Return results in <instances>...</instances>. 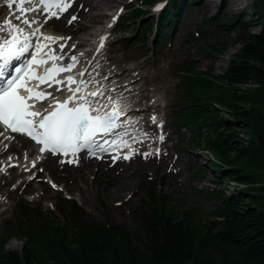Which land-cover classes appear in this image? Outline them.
Returning a JSON list of instances; mask_svg holds the SVG:
<instances>
[{
    "label": "trees",
    "instance_id": "trees-1",
    "mask_svg": "<svg viewBox=\"0 0 264 264\" xmlns=\"http://www.w3.org/2000/svg\"><path fill=\"white\" fill-rule=\"evenodd\" d=\"M154 1L132 4L128 17L139 19ZM194 1L168 0L150 17L141 31H152L153 51ZM250 1L251 18L241 19L239 12L206 19L218 34L213 51L221 53L231 42L229 31L241 46L222 73L183 67L184 100L178 107L181 124L208 129L198 131L196 143L214 159L201 163L199 170L211 171L217 182L226 177L243 186L231 193L224 187L206 190L205 198L215 208L203 219L195 209L181 208L171 196L156 193L152 185L141 215L144 234L113 221L90 220L75 200L61 208L66 222L22 206L18 231L9 230L25 245L9 251L11 235L5 234L0 238V264H264V0ZM253 21L260 30L246 31ZM248 82L256 86L239 89ZM242 128L250 135L243 137Z\"/></svg>",
    "mask_w": 264,
    "mask_h": 264
},
{
    "label": "rangeland",
    "instance_id": "rangeland-1",
    "mask_svg": "<svg viewBox=\"0 0 264 264\" xmlns=\"http://www.w3.org/2000/svg\"><path fill=\"white\" fill-rule=\"evenodd\" d=\"M82 1L77 0L64 19L55 18L49 25L44 24L46 16H42L43 28L56 31L58 37H70L67 40L70 49H73L72 45L78 37L86 36V31L97 32L102 28L100 38L107 37L103 41L104 50L121 67L131 69L130 73L138 78V87L129 84L116 88L114 95L123 94L128 103H135L134 98H142L140 105H156L148 114L150 127L147 129H151L152 136H149V141L138 144V149L144 151H139L130 160L115 162L108 156L105 157L107 159L85 156L78 164L62 163L58 158L45 157L38 153L31 141L17 140L20 149H12L0 159V238L5 234L11 235L6 243L9 251L22 250L25 245V241L13 237L14 233L9 230L13 227V231H18L22 206L43 211L53 220L66 222L61 208H69L70 201L75 200L90 220L100 223L113 221L144 234L141 215L147 208V195L152 185L156 193L171 196L181 208L195 209L199 218L203 219L215 208L213 201L205 198L206 190L224 187L226 192L231 193L243 186L226 177L217 182L211 171L199 170L201 163L214 159L211 151L199 148L196 143L200 140L198 131L206 133L208 129L206 126L197 129L194 124H181L184 117L178 107L184 100L185 83L181 82L183 67L193 66L213 74L222 73L241 46L237 35L229 31L226 34L231 42L221 53L213 51L212 45L217 41L218 34L215 28L209 27L206 19L230 17L239 12H242L241 19L251 18V1L195 0L183 14L178 27H174L162 44L156 47V51H153L152 31L143 34L141 30L151 16L161 12L163 7L160 6L165 1L146 6L147 11L139 19L132 20L128 17L129 7L140 0H121L113 4H104V0H88L102 5L106 13L101 17L102 23L95 25L83 14L78 16L77 24H68L67 21L76 15L75 11L81 10ZM8 3L9 0H0V20L13 18L12 14L17 11V5L12 10ZM98 11L99 8L95 10ZM115 17L116 24L111 26ZM35 18L41 16L36 15ZM14 22L21 25L20 21ZM245 29L257 32L260 24L253 21ZM91 47L92 44L83 45L82 48ZM82 48L73 50L80 52ZM61 92L53 91L52 94ZM153 117L161 119V129L151 121ZM241 131L243 137L250 135L245 128ZM160 136L164 137L163 141H156L155 138ZM3 149L0 145V152ZM153 149L152 155L145 158L143 153ZM97 162L103 164L100 169L96 166ZM14 166L23 171H12L11 167ZM3 173L7 176L2 177ZM7 177L9 181H6Z\"/></svg>",
    "mask_w": 264,
    "mask_h": 264
},
{
    "label": "snow or ice",
    "instance_id": "snow-or-ice-1",
    "mask_svg": "<svg viewBox=\"0 0 264 264\" xmlns=\"http://www.w3.org/2000/svg\"><path fill=\"white\" fill-rule=\"evenodd\" d=\"M73 3L74 0H9L8 7L18 5L17 11L13 13V18L0 20V124L11 132L25 134L42 145L41 152L71 157L67 161H61L69 164L78 163L77 157L81 152L102 158L103 154L129 147L128 141L122 139L116 131L124 124L120 117L127 116L126 111L120 109V100L111 99L116 88H99L88 93L86 89L89 83L83 79L84 72L79 74V78L63 75L71 73L79 62L77 55H69L65 51L68 47L67 40L71 38L44 36L41 32L43 24L35 17L28 18V13H47L44 20L46 24L53 17L60 19ZM76 20L77 17L73 15L69 24ZM14 21H20L29 27L33 24L39 26L29 35H24V29ZM32 37H36V40L33 41ZM41 37L44 43L40 42ZM106 39V36L102 38L101 49ZM61 40L65 42L60 43ZM52 44L57 45V48H53ZM72 48H75V44ZM66 59L69 61L66 65L60 63ZM33 80L38 82L35 87L30 86ZM98 83L92 81L93 86ZM40 85L48 88L55 85L57 92L67 88L72 95L60 102L51 92L38 90ZM24 92L27 95L22 94ZM102 99H107L114 106L111 111L100 115V108L105 106L100 104ZM45 101L48 103L45 104ZM52 101H55L54 105ZM37 104L41 105V110H36ZM50 107L51 111L48 110ZM110 136L116 138L107 139ZM163 139V136L159 137L160 141ZM133 155L135 152L123 157L114 155L112 158L130 160ZM143 155L148 158L152 153ZM35 166L33 163V167ZM52 187L55 188L56 185L53 184Z\"/></svg>",
    "mask_w": 264,
    "mask_h": 264
},
{
    "label": "bare ground",
    "instance_id": "bare-ground-1",
    "mask_svg": "<svg viewBox=\"0 0 264 264\" xmlns=\"http://www.w3.org/2000/svg\"><path fill=\"white\" fill-rule=\"evenodd\" d=\"M104 4H113V3H119L121 2V0H104ZM16 5L12 6V10L15 9ZM101 4L99 3H91L88 0H83L82 1V5L80 6L81 10L78 13V16H81L83 14H85V16L90 19L95 25L97 24H101L102 20L101 17L106 15V13L103 11V9L101 8ZM99 8L98 12H95V10H97ZM38 12H33L32 16L30 15V13L28 14V18L32 19L34 17V15H39L37 14ZM68 14V11L65 12L60 18L64 19V17ZM13 15V14H12ZM77 17V20L74 21L72 24L75 25L77 24V22L79 21V17ZM55 19V17H53L51 20L49 21L48 24H50L51 22H53ZM39 21V20H38ZM40 24L42 23V21H39ZM69 24V20L67 21ZM24 24L21 23V27ZM39 26V24H36L35 26L32 25L30 27V29H28L27 31H34L37 27ZM93 26V25H91ZM26 27H29L28 25H26ZM52 31H47L46 33L44 32L43 35L44 36H55L54 34L51 33ZM103 32V29L101 28L100 30L93 31V30H88L86 31V36H81L78 37V39L75 41V47L78 46H83V45H91L93 44L94 46L92 48H84L82 49L79 53H78V57H79V65L76 68L77 71L79 72H84L85 75L89 74L87 80L88 83L90 85H92V81H97L99 82L96 86V88H104V89H111L113 87L115 88H120L123 86H127L129 84H136L135 86L138 87V78L136 75L131 74L129 68H123L119 65L118 62L113 60V57L111 55L108 54L107 51L100 48V43L98 42V39L100 38L101 34ZM95 40L96 42L91 43V40ZM40 41H44L43 38L41 37ZM63 42V40H61ZM45 42V41H44ZM98 43V44H97ZM81 62V63H80ZM78 72H72V75L77 74ZM84 75V76H85ZM77 76V75H75ZM247 85L250 86V83H246ZM93 86V85H92ZM239 89H248L251 88L250 87H246V86H238ZM38 90H45L44 87L39 86ZM126 90V89H125ZM123 90L122 93L125 91ZM65 95V94H64ZM63 95V97H64ZM117 99L122 100V104L128 106V114L133 115L132 118L129 120V124L132 123L131 127L132 128H141V129H145V127L148 125L149 122V118H148V114L150 112V110L152 111L153 109H155V104L150 103V104H143L140 105V103L143 102L142 98H138L135 99L134 101L135 103H129L126 100V96L122 95H117ZM132 104V105H131ZM144 114V116L141 115ZM128 124V125H129ZM0 132H3V130L0 128ZM14 136L16 139H14ZM7 137V139H6ZM25 140V141H30L29 138L24 137L23 135H20V133H14L13 135H6L5 132H3V135H0V145L2 150V154L0 155V159L8 154L9 152L15 149H20V146L17 144V140ZM156 141L159 140V138H155ZM146 141H149V137L146 138ZM150 151H154V150H150ZM156 152V150H155ZM158 152V150H157ZM104 156H106V154H103ZM95 163V162H93ZM98 164H96V166L99 167V169L103 166V164H101L100 162H97ZM93 166V165H90ZM12 171L15 170H19L20 172L23 171L22 168H17V167H11ZM87 175V173H85V176ZM7 176L6 173L2 174V177ZM10 178L7 177L6 181H9ZM4 182V181H3ZM117 189L114 190V192H116ZM108 195H110V191H108L107 193ZM117 195V193H116Z\"/></svg>",
    "mask_w": 264,
    "mask_h": 264
},
{
    "label": "water",
    "instance_id": "water-1",
    "mask_svg": "<svg viewBox=\"0 0 264 264\" xmlns=\"http://www.w3.org/2000/svg\"><path fill=\"white\" fill-rule=\"evenodd\" d=\"M261 142L264 143V139H261Z\"/></svg>",
    "mask_w": 264,
    "mask_h": 264
}]
</instances>
